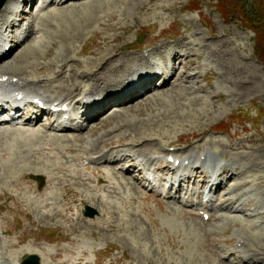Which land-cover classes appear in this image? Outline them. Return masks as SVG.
Listing matches in <instances>:
<instances>
[{"label":"rangeland","instance_id":"1","mask_svg":"<svg viewBox=\"0 0 264 264\" xmlns=\"http://www.w3.org/2000/svg\"><path fill=\"white\" fill-rule=\"evenodd\" d=\"M68 5L44 10L29 41L1 64L12 75L44 81L26 90L40 85L49 99L71 93L68 98H76L93 86L90 70L102 72L94 89L106 88L110 74L117 77L114 84L139 69L134 64L125 68L139 56L147 57L148 46L184 48L179 63H187L178 70L187 74L172 80L170 87L110 110L71 134V141L55 140L60 151L49 161L25 159L42 145L41 136H0V264L22 261L30 248L49 264L81 257L82 264H264V0H90ZM193 6L197 9L190 10ZM132 44L144 49H131ZM57 67L65 68L66 78L54 84L48 79L55 78ZM60 82L61 88H51ZM77 82L82 86L73 87ZM72 88L80 91L69 93ZM240 120L249 121L244 126ZM225 124L231 125L229 135L216 129L229 128ZM135 144H144L140 148L149 155L175 148L180 155L199 157L205 149L216 153L217 162L234 161L232 172L241 174L223 191L226 211L203 222L149 197L128 174L120 177L113 165H99L105 158L92 164L96 171L82 168L88 157L137 150ZM57 165L72 166L90 181L54 171ZM32 176L56 179L47 191H37ZM109 177L121 182L115 181L124 196L109 193L114 189L107 186L118 187ZM98 178L106 183L98 185ZM65 186L70 191L63 194ZM52 193L54 203L70 204L71 213L41 214L48 209H38L37 199ZM100 196L103 203L96 198ZM233 196L238 201L227 202ZM246 203L251 209L239 212ZM86 205L97 208L100 216L85 219ZM242 235L246 246L240 249Z\"/></svg>","mask_w":264,"mask_h":264},{"label":"bare ground","instance_id":"2","mask_svg":"<svg viewBox=\"0 0 264 264\" xmlns=\"http://www.w3.org/2000/svg\"><path fill=\"white\" fill-rule=\"evenodd\" d=\"M35 0H9L8 1V3L6 4V6H5V8L2 10V12L0 13V55H1V53H2V50H5V48L7 47V46H10V51H9V53L8 54H6L5 56H3L1 59H0V62L1 61H3L5 58H7L11 53H12V50H13V47H12V45H10V44H12V42L15 40V38H16V35H14V33H12V32H17V30H18V27L20 26V21L22 20V19H26V17H27V13L24 11V9H22V11L20 10V6L21 5H23L24 6V8L27 6V5H29V4H31L32 2H34ZM72 2V3H83V2H86V1H90V0H42V1H40L41 2V8H47V7H49L50 5H53V4H55V5H58V8H60L59 6H63V5H65V4H67L68 2ZM83 1V2H82ZM72 3H70V4H72ZM67 6H69L68 4H67ZM61 8H63V7H61ZM65 8V7H64ZM40 11V10H39ZM42 11V10H41ZM52 13V12H51ZM40 15H41V12H39V14H38V17L40 18ZM46 16V15H45ZM42 17V16H41ZM44 18V17H43ZM27 21V20H26ZM29 25H30V23L28 24V28H29ZM20 28V27H19ZM27 28V29H28ZM91 29V28H90ZM32 31H34L33 30V28L31 27V28H29L27 31H25L24 32V34L26 35V33H27V36L23 39L24 41H26L27 39H28V37L31 35V33H32ZM10 34H13V35H10ZM32 37V36H31ZM2 41H4V43H5V45H4V47H3V49H2V45H1V42ZM29 41V40H28ZM17 43V42H16ZM23 44V43H22ZM188 47H189V45H188ZM132 49V48H131ZM184 49V48H183ZM183 49L182 48H172V47H166V48H164V47H160L159 49H156V50H154V48H150V54H152V55H156V56H158L159 57V59L163 62V66H162V68L164 69V71L165 72H167L168 73V78H167V81L164 83V84H166V86L167 87H170L171 86V81L172 80H174L175 79V82L176 81H179V77L182 75V74H187V71H185L186 73H183V71L182 72H179V70H178V67L180 68V67H182L183 65H181V64H186V63H179V66H177V62L178 61H180L179 60V57H183L182 56V54H183ZM24 53V52H23ZM140 58L138 59V61L137 62H135V60L133 61V63L130 65V66H128V67H126L125 69H128V68H130L131 66H133V64L135 65V66H137V65H140V67H139V69L138 68H136V69H134V71L133 72H135V73H137V72H140V71H142V70H149L150 72H151V76L149 77V78H147V79H151L150 81H152L153 82V79H155L156 77H157V75H156V68L154 67V66H156V67H159L160 66V64L159 63H153L152 62V60L150 59V58H148V56L146 57L145 55H144V59L141 57V56H139ZM20 58V57H19ZM167 60H168V63L166 64V62H167ZM101 62H106L105 60H103V61H101ZM147 65V66H146ZM143 66H146V68H142ZM100 68V67H99ZM7 69H8V67H7V65H0V95L4 98V99H6L8 102H13V100H12V97L13 96H11L12 95V92L13 91H18L17 92V94H16V96H18V95H20V93H25V99H24V101H26V100H28V103H31V102H33V101H35V99H37V100H41V99H48V97H47V95H45V93L43 92V90H42V86H40L39 85V87H36V88H32V91H31V93H27L24 89H23V86H27V85H31L32 86V84H38V83H40V84H44L43 82L44 81H39V82H30L29 80H25L24 78H21L20 77V75L19 74H17V76H15V75H12V74H14L12 71L10 72V70L8 69V72H7ZM132 69V70H133ZM185 69V67L183 68V70ZM178 71V72H177ZM131 73L128 77H126L125 79H123L122 81H118V82H116V83H112V82H114V80H116V78L117 77H115V73H112V74H110V76H109V78H107L108 80H110L111 81V84H104V86L106 87V88H103V89H101L102 90V92L103 91H108V92H111V93H113V94H115L116 96H119V98H121L122 96H124V94H125V90L126 89H129V88H132L134 85H133V83H132V78H134L135 77V80L137 79V80H142V81H144V84H143V88L142 89H139V91H136V90H134V89H130V91H132V93L129 95V96H127V97H123L122 99H121V101H120V105H128V104H130L131 102H133V101H135L136 100V97L138 96V97H142V96H145V94L144 93H146V90H145V88H146V82L148 81V80H144V78L143 79H141L142 77H143V75H134L135 73ZM68 73V72H67ZM180 73V74H179ZM54 74H55V78H53V80H51V79H48V80H50V82H54V84L56 83V82H59L60 80H62L64 77L66 78V76H65V74H66V71H65V68H63V67H57V71H55L54 72ZM81 74V73H80ZM88 74V73H87ZM87 74H85L84 76L87 78V77H89V75L91 76V77H93V79L91 80V83L89 84V86H91V85H93L91 88L93 89V88H95L96 86H97V84L99 83V82H101V80H99L98 78H96V76H98V75H101L102 74V72H98V70H90V74L89 75H87ZM120 75H121V73H119ZM160 73H158V75H159ZM119 75V76H120ZM133 75H134V77H133ZM77 76V75H76ZM118 76V77H119ZM19 78L18 79V81H14V79L15 78ZM84 77V78H85ZM60 78V79H59ZM68 78V77H67ZM109 81V82H110ZM49 83V82H48ZM107 83V82H106ZM53 83H52V87L51 88H56V89H58V88H61V85L62 84H64L63 82H60V84L56 87V86H53L54 85ZM103 84V83H102ZM36 86V85H35ZM73 87H81L82 86V84L80 83V82H77V83H73V85H72ZM89 89V88H88ZM100 89L99 90H96V91H100ZM114 89H115V91H114ZM152 89V87H150V90ZM76 92V91H80V90H78V88H72V89H70L69 90V93H71V92ZM48 94V93H47ZM72 94V93H71ZM32 95H34V96H38V98L37 97H32ZM105 96L107 97V98H109L110 97V94H105ZM39 98H41V99H39ZM31 99V100H30ZM60 100V98L59 99H55L54 100V102H57V101H59ZM94 102H98L97 100H95ZM20 103L21 102H19L18 104L20 105ZM66 103V100L65 101H63L62 103H61V105L59 104L58 106H62V105H64ZM128 103V104H127ZM31 105H29V107H30ZM4 110V109H3ZM0 111H2V108H0ZM36 119H39V116L36 118ZM29 122V121H28ZM3 124H6V123H2V126H3ZM12 130V129H11ZM9 133H11L10 135L11 136H13V135H15L16 133H18V134H20L18 137H17V139H19V138H22V139H29V140H32V138L33 137H37V136H42V137H44L43 136V134L42 133H40L39 131H35V133H31V132H22V131H19V130H13L12 132H10L9 130H1L0 129V136H2V135H7V134H9ZM47 133V132H46ZM49 136V135H48ZM14 137V136H13ZM44 138H49V137H44ZM62 138H64V137H62ZM42 139V138H41ZM45 140V139H44ZM38 141V140H37ZM55 141V140H54ZM61 141V140H60ZM144 143H150L149 141L148 142H144ZM53 145V142L50 140V139H48V141H47V145L44 143L43 145H41L39 148H37L35 151L32 149V151H33V154H32V156L30 155V157L29 158H27V159H35V160H38V159H42V160H50V158L52 157V155H51V152H52V150H50L49 148H47V146L48 147H50V146H52ZM144 144H141V145H139L138 146V144H135L134 146H132L133 148H137L138 147V149L137 150H135V149H132V148H129V149H131L132 150V152H133V154H132V156L130 157L129 155H127L128 157H124L123 158V156H125L126 154H128L127 152L128 151H121V152H118L117 154H115L116 156H118V157H121V160L122 161H124L125 163L126 162H132V163H135L136 162V159L133 157V156H136V155H138L139 157H144V159L148 162V163H154L156 160H158L157 158H153V157H148V155H149V153L150 152H148V150H143L142 148H140L141 146H143ZM66 146V145H65ZM3 148V147H2ZM140 148V149H139ZM2 150V149H1ZM4 150V149H3ZM55 152V151H54ZM53 152V153H54ZM52 153V154H53ZM90 153V152H89ZM88 153V154H89ZM22 154V153H21ZM18 155V154H17ZM25 156V155H24ZM89 156V155H88ZM170 155H168V157H169ZM21 158H22V156H20ZM24 158V157H23ZM78 158V157H77ZM26 159V158H25ZM138 159V158H137ZM192 159H195V157L194 156H191L189 159H185V160H190V161H192ZM24 160V159H23ZM184 160V161H185ZM28 161V160H27ZM40 161V160H39ZM25 163V162H24ZM44 163H45V161H44ZM49 163V162H48ZM47 163V164H48ZM67 164V163H66ZM63 165V164H62ZM161 168H163V171H167V170H169L170 169V165L168 164V163H166V164H162L160 167H159V169H161ZM57 169H59L58 167L56 168V170ZM121 169V168H120ZM55 170V171H56ZM139 173H141L140 171H139ZM66 174V173H65ZM241 173H239V174H237V173H234V172H232V171H230L229 169H227V166H225L224 167V170L223 171H221V173H220V176H225V177H228V181H229V179L231 178V179H234L235 177H238L239 175H240ZM68 175V174H67ZM232 175H233V177H232ZM60 176V175H59ZM72 176V175H71ZM70 176V177H71ZM74 176V175H73ZM120 176V175H119ZM122 176H124L123 174L120 176V177H122ZM235 176V177H234ZM65 177H66V175H65ZM64 177V178H65ZM75 177V176H74ZM73 177V178H74ZM77 177V176H76ZM129 177V176H128ZM68 178V177H67ZM56 179V178H55ZM60 179H61V177H60ZM66 179V178H65ZM74 179H76V178H74ZM114 180V181H116L115 179H113V178H111V177H109V180ZM62 180V179H61ZM79 180V179H78ZM130 180V179H129ZM60 181V180H59ZM81 181V180H80ZM82 181H84V180H82ZM104 180H101V179H99L98 180V183L100 184V183H102ZM133 181V180H132ZM117 182V181H116ZM49 183L51 184V180L49 179ZM118 183V182H117ZM86 184H87V182H86ZM119 185H122L121 184V182H119L118 183ZM232 184V183H231ZM243 184H245V183H243ZM242 184V185H243ZM57 186V185H56ZM49 187V186H48ZM63 187V186H62ZM58 189V188H57ZM239 189V188H238ZM55 189H53V191H54ZM52 191V192H53ZM70 191V189H69V187L68 186H65L64 188H63V194H66L67 192H69ZM233 192H234V190H233ZM54 193V192H53ZM53 193L52 194H49V195H46L45 197L46 198H43V199H40V200H38V201H36V203L37 204H35L36 205V207L38 208V209H48L46 212L47 213H42L41 212V214H47L49 217H52V216H55V215H57V214H63V213H65V212H70L71 213V209L68 207V205H65L64 207H60V208H58L57 209V211L55 212L52 208H51V206L54 204V202L56 201V196L54 195V197H53ZM229 193V192H228ZM56 194V193H55ZM59 194V193H58ZM108 194V193H107ZM106 194V195H107ZM229 194H231V193H229ZM111 195V194H110ZM42 196V195H41ZM58 197V196H57ZM65 197V196H64ZM104 197V196H103ZM107 197V196H106ZM40 198V197H39ZM96 198H99V201L100 202H104V199L103 198H101V196L100 197H96ZM101 198V199H100ZM105 198V197H104ZM238 201V199H236L235 198V196H233L232 198H228V201L227 202H229V203H235V202H237ZM59 202V201H58ZM57 202V203H58ZM34 203H35V201H34ZM57 203H55V204H57ZM107 203H108V201H107ZM59 204H61L60 202H59ZM62 205V204H61ZM57 206V205H56ZM242 206H243V208L241 209V210H239V212H243V211H247V210H249V209H251V204L250 203H246V204H242ZM245 208V209H244ZM238 212V211H237ZM244 241H245V239H242V242L244 243ZM31 252H30V251ZM26 252L28 253V254H37L38 252H36L34 249H27L26 250ZM42 257H44V258H42L41 257V259L44 261V259H45V261H44V263L45 264H49L48 263V260L46 259V256L45 255H41ZM56 257H58V255L56 256ZM82 258V257H81ZM77 259V261H75V262H72V260L71 259H66V260H63V261H60L58 264H82V259ZM43 261H42V264H44L43 263ZM5 262H6V260H5ZM54 262L52 261V264H53ZM7 264V263H6ZM15 264H20V261H17ZM54 264H56V263H54Z\"/></svg>","mask_w":264,"mask_h":264},{"label":"water","instance_id":"3","mask_svg":"<svg viewBox=\"0 0 264 264\" xmlns=\"http://www.w3.org/2000/svg\"><path fill=\"white\" fill-rule=\"evenodd\" d=\"M6 2V0H0V9L3 7L4 3ZM86 216H89V217H94L96 214H97V211L90 208V207H87V211H86ZM23 264H40V260H39V257L36 256V255H32V256H29Z\"/></svg>","mask_w":264,"mask_h":264}]
</instances>
